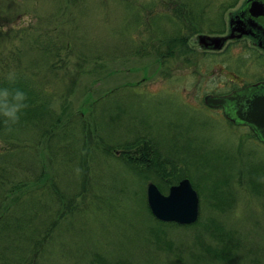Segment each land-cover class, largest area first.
I'll return each instance as SVG.
<instances>
[{"label": "rangeland", "instance_id": "374dc122", "mask_svg": "<svg viewBox=\"0 0 264 264\" xmlns=\"http://www.w3.org/2000/svg\"><path fill=\"white\" fill-rule=\"evenodd\" d=\"M244 1L0 0V26L15 25L0 30V84L14 74L61 120L51 140L21 121L0 136V264H264V145L204 101L264 79V55L197 40L226 34ZM136 140L191 174L198 227L153 219L155 181L122 158ZM43 166L52 181L34 183Z\"/></svg>", "mask_w": 264, "mask_h": 264}, {"label": "trees", "instance_id": "16d2710c", "mask_svg": "<svg viewBox=\"0 0 264 264\" xmlns=\"http://www.w3.org/2000/svg\"><path fill=\"white\" fill-rule=\"evenodd\" d=\"M178 40L179 41L182 40L181 37H179ZM0 88H9L10 90L19 89V90L23 91L27 96V101H26L27 107L23 110V112L20 116V121L23 124L29 123L33 127H34V125L37 127L39 124H42L43 126L47 125V127L45 129H42L43 127L38 128L41 130V133L38 134L39 135L38 137L43 139L46 136H48L50 138V140L54 138V131L53 130L58 126V124L61 122V120L59 117L53 116V112L47 103L46 104L45 103H39L38 104L39 98L36 97V93H34V91H32L30 88H28V86H26L25 83H22V82L18 81L17 79H14L13 81H9V82L0 84ZM48 119H51L52 121L50 123L49 122L47 123ZM18 127H19L18 124L12 125L11 131H9V126H6L4 121H3V118L0 117V136L5 135V133L8 132L9 135L12 136V138H13L16 134L25 130V128H19L18 129ZM38 129H37V131H38ZM10 136L6 135V137H9L10 139H12ZM125 148L127 150H131L133 148L139 149L138 150V152H139L138 156L137 155L133 156V155L127 153V154L122 155V158L125 160V162H127L128 166L131 168V170L138 173L139 176L143 175V176L149 177V180L155 181V183L157 184V186L160 188V190L163 193H167L169 191L170 187H172L175 184H178L182 179H185V178L191 179V177H192L190 173L189 174L185 173L184 170L181 169L180 167H178L174 162L169 161V160H163L161 158L160 154L153 153L154 152L153 151L154 145H150L148 142H145V141L142 142L141 140H136L134 143L127 144L125 146ZM10 152H11V149H10L9 145L2 147L1 154L5 155V154H9ZM41 153H42V151L41 152L38 151L37 152L38 156L42 157ZM42 181H44V182L52 181V176H50L48 174V172L45 169V166H43V168H41V171H40V173H39V175H38V177L34 183H39ZM55 191L58 194L57 190H55ZM11 193H14V192L12 191ZM59 197H61V196H59ZM60 200L62 201L63 199H60ZM1 207H2V205H0V208ZM146 208L150 212V214L152 215V212L149 209L148 205H146ZM6 209L8 210V207ZM153 219L159 225L171 226V227H177V228H183V229H191L193 227H198L200 224L199 219L195 224H193L191 226H181V225H177L174 223H171V224L162 223V222L156 220L155 218H153ZM55 225L56 224L54 223L51 226L50 230L52 228H54ZM206 228L209 231V235L212 239V242L213 243H219V246H214L215 251L209 250L206 247V252L209 255L212 254L210 256H212L214 258H216L218 260H222L223 257L221 255L222 250H220V243L223 244L225 242L222 240V236L217 231L216 228L212 229L211 227H208V226ZM2 229L7 230L8 226H5ZM167 233L168 232H166L165 230L158 229L154 233L150 232L149 235L154 241L156 240L155 243H157L159 245V244L163 243V241H161V239H164L165 238L164 235H166ZM197 242H199V240Z\"/></svg>", "mask_w": 264, "mask_h": 264}, {"label": "water", "instance_id": "95a60500", "mask_svg": "<svg viewBox=\"0 0 264 264\" xmlns=\"http://www.w3.org/2000/svg\"><path fill=\"white\" fill-rule=\"evenodd\" d=\"M254 10H262V14H257ZM263 12L264 0H248L243 12L237 15L236 23L239 25L238 28L233 29L231 34L227 36H198L197 40L200 48L204 51H221L229 40L240 39L244 35L256 37L261 46L264 47V26L258 25L264 20ZM233 21H231L232 26ZM236 32L239 35L236 36ZM257 32L261 33V36H258ZM229 100H231L230 96L217 97L208 95L205 97L206 105L212 108L224 106ZM249 111L250 113L246 120L264 128V98L252 102L249 106ZM147 202L154 217L164 223L188 226L195 224L199 219L200 198L188 178L173 185L167 194L162 193L155 183L150 182L147 185Z\"/></svg>", "mask_w": 264, "mask_h": 264}, {"label": "flooded vegetation", "instance_id": "af4514ba", "mask_svg": "<svg viewBox=\"0 0 264 264\" xmlns=\"http://www.w3.org/2000/svg\"><path fill=\"white\" fill-rule=\"evenodd\" d=\"M248 0H245L241 7L234 13L229 14V28L226 34L223 35H217V36H227L231 34L233 29L238 28V24L236 23L237 15L243 12L244 8L246 7V2ZM263 10V9H262ZM262 10H254L257 14H262ZM260 11V12H259ZM264 13V12H263ZM234 20V21H233ZM231 21H233V26L231 25ZM258 25L264 26V20H262ZM258 33V32H257ZM235 35H239L238 32L235 33ZM258 36H261V33L257 34ZM248 40L252 43V48L259 53L260 55H264V47L261 46V43L259 40H257L256 37L252 35H244L242 38L238 39H232L229 40L223 50L221 51H212V50H206L210 52H223L225 51L232 43H240L241 41ZM217 97H231V100H229L224 106L212 108L211 109H218L223 112V115L225 119L229 122V124H232L236 127H242L244 131H248L256 137V139L264 145V128L259 127L255 123L249 122L246 119L248 118L249 106L252 102H255L256 100L260 98H264V79H261L255 83L252 84H246L242 85L241 87L232 90L231 92L227 94H219V95H213ZM205 101V99H204Z\"/></svg>", "mask_w": 264, "mask_h": 264}, {"label": "clouds", "instance_id": "9594fccd", "mask_svg": "<svg viewBox=\"0 0 264 264\" xmlns=\"http://www.w3.org/2000/svg\"><path fill=\"white\" fill-rule=\"evenodd\" d=\"M24 22H28V17L22 18ZM9 27H15V25H3L0 26V30L7 31ZM9 81L15 79L14 74L8 76ZM27 96L26 94L19 90H10L9 88H0V117L6 126H9V131H11V126L19 123L20 116L23 110L27 107Z\"/></svg>", "mask_w": 264, "mask_h": 264}]
</instances>
